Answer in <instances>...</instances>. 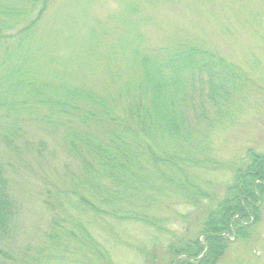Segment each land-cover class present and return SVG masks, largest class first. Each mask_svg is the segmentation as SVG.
Here are the masks:
<instances>
[{"label":"trees","instance_id":"16d2710c","mask_svg":"<svg viewBox=\"0 0 264 264\" xmlns=\"http://www.w3.org/2000/svg\"><path fill=\"white\" fill-rule=\"evenodd\" d=\"M49 3L0 0V143L18 158L26 151L50 161L56 149L45 156L47 140L34 133L37 126H27L44 124L61 130L64 156L40 192L53 216L32 245L15 244L20 206L10 165L0 160V264H112L88 229L95 226L89 217L136 222L169 236L172 216L161 197L172 195L174 211L189 206L201 219L198 235L188 237L187 228L168 245L169 254L180 257L176 264H216L229 242L223 234L234 227L236 239L246 236L264 194V156L249 151L233 164L212 157L209 135L232 118L228 104L243 89L242 77L204 45L179 41L157 56L134 52L112 93L41 79L28 68L27 38ZM215 170L232 174L220 199L202 177ZM203 201L209 205L199 209ZM143 254V264H156Z\"/></svg>","mask_w":264,"mask_h":264},{"label":"rangeland","instance_id":"374dc122","mask_svg":"<svg viewBox=\"0 0 264 264\" xmlns=\"http://www.w3.org/2000/svg\"><path fill=\"white\" fill-rule=\"evenodd\" d=\"M179 41L204 45L243 79L238 80L243 89L228 104L232 118L209 135L212 157L230 164L249 151L264 156V0H50L27 38L28 68L41 79L112 93L123 82L134 52L157 56L165 49L170 52ZM1 53L0 48V57ZM27 126H37L40 131L34 133L47 140L45 156L54 148L56 155L39 161L24 151L18 158L14 148L0 143V160L10 165L11 191L20 206L17 245L34 244L49 228L53 215L42 206L40 192L50 169L60 171L64 162L61 130L52 131L44 124ZM202 177L219 199L232 180L228 170L204 172ZM161 202L170 208L172 217L166 224L173 231L170 237L136 222L89 217L95 226L88 229L106 247L112 264H143L147 257L143 252L156 264H169L173 257L167 247L174 237H181L187 228L188 237L198 235L199 211L196 214L189 206L174 211V195L161 197ZM208 205L203 201L199 209ZM257 207V221L249 217V229L241 239L232 228L233 237L216 264H264V194ZM177 212L188 217L182 219Z\"/></svg>","mask_w":264,"mask_h":264}]
</instances>
